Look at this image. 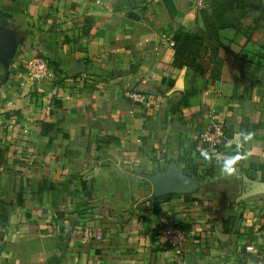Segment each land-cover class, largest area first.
<instances>
[{
  "label": "crops",
  "instance_id": "obj_1",
  "mask_svg": "<svg viewBox=\"0 0 264 264\" xmlns=\"http://www.w3.org/2000/svg\"><path fill=\"white\" fill-rule=\"evenodd\" d=\"M200 1L0 0L16 34L0 64V264H173L153 235L170 216L186 264H264V64L227 47L203 75L172 67ZM34 55L53 73L38 82ZM209 109L216 146L197 138ZM170 166L187 191L151 198L141 174Z\"/></svg>",
  "mask_w": 264,
  "mask_h": 264
},
{
  "label": "rangeland",
  "instance_id": "obj_2",
  "mask_svg": "<svg viewBox=\"0 0 264 264\" xmlns=\"http://www.w3.org/2000/svg\"><path fill=\"white\" fill-rule=\"evenodd\" d=\"M195 13V25L185 32L212 37L232 51L250 52L264 64V0H202Z\"/></svg>",
  "mask_w": 264,
  "mask_h": 264
},
{
  "label": "built area",
  "instance_id": "obj_3",
  "mask_svg": "<svg viewBox=\"0 0 264 264\" xmlns=\"http://www.w3.org/2000/svg\"><path fill=\"white\" fill-rule=\"evenodd\" d=\"M25 71L27 77L32 82H38L42 79L52 75V70L49 66L48 61L39 56H31L25 63ZM126 96L131 101L138 103H144L149 100V97L138 91H129ZM225 135V123L222 119L216 117L213 110L209 109L207 112V122L197 133V138L202 142L209 144L211 146L218 145ZM157 238L159 242L163 245H170L174 253L177 255L176 260L173 264H186L182 251L180 248V243L183 240V234L179 222L170 216L168 219H164L162 224L157 227ZM100 236L93 235V232L85 227L82 232V241H88L91 239H98Z\"/></svg>",
  "mask_w": 264,
  "mask_h": 264
},
{
  "label": "trees",
  "instance_id": "obj_4",
  "mask_svg": "<svg viewBox=\"0 0 264 264\" xmlns=\"http://www.w3.org/2000/svg\"><path fill=\"white\" fill-rule=\"evenodd\" d=\"M163 2L171 12L173 7L170 0H163ZM0 16L8 15L0 12ZM171 40L173 55L170 65L178 69L187 67L202 75L207 71L209 65L216 62L218 49H227L225 45L216 42L212 37H204L200 33L174 31ZM175 195V193H168L161 198L166 199ZM184 200H189V198L184 196ZM155 233L157 234L156 229L153 230V235Z\"/></svg>",
  "mask_w": 264,
  "mask_h": 264
},
{
  "label": "water",
  "instance_id": "obj_5",
  "mask_svg": "<svg viewBox=\"0 0 264 264\" xmlns=\"http://www.w3.org/2000/svg\"><path fill=\"white\" fill-rule=\"evenodd\" d=\"M16 49V34L12 30L3 29L0 26V64L4 69H8L10 60ZM182 73L176 81L174 89H180ZM146 178L152 187L151 198L166 194L187 191L189 178L182 175L174 166L158 175L141 174Z\"/></svg>",
  "mask_w": 264,
  "mask_h": 264
},
{
  "label": "clouds",
  "instance_id": "obj_6",
  "mask_svg": "<svg viewBox=\"0 0 264 264\" xmlns=\"http://www.w3.org/2000/svg\"><path fill=\"white\" fill-rule=\"evenodd\" d=\"M239 146V145H238ZM232 157H226V159H231ZM228 171H232V169H228Z\"/></svg>",
  "mask_w": 264,
  "mask_h": 264
}]
</instances>
